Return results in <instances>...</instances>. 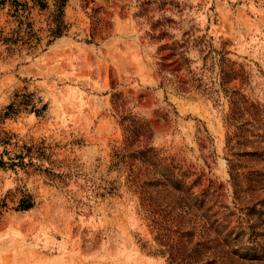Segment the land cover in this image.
I'll return each mask as SVG.
<instances>
[{"label":"rangeland","instance_id":"374dc122","mask_svg":"<svg viewBox=\"0 0 264 264\" xmlns=\"http://www.w3.org/2000/svg\"><path fill=\"white\" fill-rule=\"evenodd\" d=\"M5 3L3 35L16 25ZM47 5L29 9L33 30L52 25L53 0ZM62 19V35L49 41L36 32L40 39L29 53H0V115L11 102L26 103L0 118V129L32 141L45 158L40 169L0 167V264H165L146 254L151 237L136 197L109 167L110 147L122 137L119 116L148 120L153 146L224 184L226 98L156 87V47L169 40L176 50L186 44L196 71L197 42L209 36L214 49L227 51L242 68L241 92L264 111V0H65ZM161 30L157 43L151 35ZM8 150L0 145V157ZM47 160L54 175L44 172ZM248 165L264 175V160L251 158ZM107 185L117 192L103 194ZM23 190L34 204L16 210ZM245 195L262 197L264 182ZM262 202L255 208L264 211ZM261 217L251 216L250 233L264 235Z\"/></svg>","mask_w":264,"mask_h":264},{"label":"trees","instance_id":"16d2710c","mask_svg":"<svg viewBox=\"0 0 264 264\" xmlns=\"http://www.w3.org/2000/svg\"><path fill=\"white\" fill-rule=\"evenodd\" d=\"M0 3L9 6L8 16L16 23L6 35L0 32V53L5 57L29 53L40 39L36 32H43L50 41L67 29L62 19L65 0H53L54 20L42 31L33 30L26 20L29 9H45L47 0ZM163 36L161 30L151 38L158 43ZM209 39L199 38L197 42L201 64L196 71L190 67L192 60L186 55V44L179 50L172 40L158 44L154 72L156 87L163 90L168 88L178 94L196 90L203 97L216 98L220 93L226 98L225 183L211 177L209 171L191 166L184 159L175 160L173 155L153 146L150 122L122 112V137L110 147L109 167L116 170L122 186L136 197V212L151 237L148 248L141 245L146 254L163 258L165 264H264V235L250 233L251 216L263 220L264 211L255 208V204L263 205L264 195L243 197L251 185L264 182L263 173L248 165L251 158L264 160V111L241 92L240 85L245 80L242 68H235L226 57L228 52L214 49ZM23 104L26 103L7 104L0 118L14 115ZM248 127L254 128V135ZM0 132V145L10 146L6 158L0 157V167L14 173L26 167L40 169L45 158L32 141H19L15 133L2 129ZM45 162L44 172L53 174L50 161ZM101 189L108 195L117 192L115 185ZM33 204L32 195L23 190L14 209L26 210Z\"/></svg>","mask_w":264,"mask_h":264}]
</instances>
